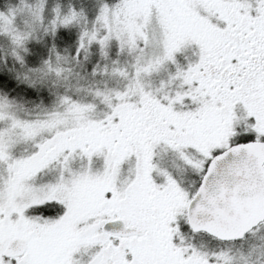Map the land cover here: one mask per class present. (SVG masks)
Listing matches in <instances>:
<instances>
[{
  "label": "snow or ice",
  "instance_id": "6c2138e0",
  "mask_svg": "<svg viewBox=\"0 0 264 264\" xmlns=\"http://www.w3.org/2000/svg\"><path fill=\"white\" fill-rule=\"evenodd\" d=\"M0 264H264V0H0Z\"/></svg>",
  "mask_w": 264,
  "mask_h": 264
}]
</instances>
